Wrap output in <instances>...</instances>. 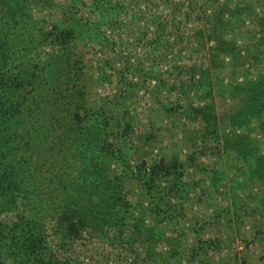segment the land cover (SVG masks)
I'll return each mask as SVG.
<instances>
[{
	"label": "trees",
	"instance_id": "trees-1",
	"mask_svg": "<svg viewBox=\"0 0 264 264\" xmlns=\"http://www.w3.org/2000/svg\"><path fill=\"white\" fill-rule=\"evenodd\" d=\"M56 4L55 0H0V264H73L79 257L75 247L95 239L123 248L136 263L192 264L184 254L189 243L185 230L190 228L185 198L194 189L185 180L187 164L179 158L133 163L138 146L131 101L135 84L127 76L122 82L128 94L93 98L96 81L88 80L86 55L79 50L85 43L109 42L104 27L123 24L120 14L128 6L118 0H92L90 12L97 18L86 20L79 16V8L64 4L59 13L65 21L49 27L34 10H54ZM242 7L228 17L215 13L220 27L207 39L208 28L192 35L208 60L204 67L191 68L205 71V79L168 87L182 92L181 100L189 88L206 91L205 105L184 108L171 102L170 108L205 124L196 130L200 135L194 137V146L217 150L219 159L230 161L228 167L224 160L217 166L215 179L225 184L224 192L231 166L240 172L229 178L232 188L242 182L264 183V150L260 137L253 135L257 132L264 138V73L250 74L261 59L243 56L236 40L226 38V28L240 21L248 8L255 9L253 4ZM253 14V23L260 27L261 42L256 45L260 47L264 15ZM50 47L55 49L48 53ZM113 65L108 61L101 66L104 80H110ZM226 66L240 77L214 82V70ZM175 67L181 76L183 65ZM130 71L126 67L120 73L125 76ZM215 85L240 97L237 111L226 117L212 111L210 94ZM110 103L113 108H108ZM49 221H54L51 233ZM194 225L190 229L199 232L197 222ZM51 240L58 241L57 249ZM194 240L196 254L217 243Z\"/></svg>",
	"mask_w": 264,
	"mask_h": 264
},
{
	"label": "rangeland",
	"instance_id": "rangeland-1",
	"mask_svg": "<svg viewBox=\"0 0 264 264\" xmlns=\"http://www.w3.org/2000/svg\"><path fill=\"white\" fill-rule=\"evenodd\" d=\"M118 1L126 4L128 8L120 14L123 24L120 23L115 27L106 24L107 27H104L109 42L103 46L85 43L79 48L80 52L86 55L88 80L96 81L91 95L101 100L115 95L120 96L123 91V94H128L127 86L123 84L128 76L129 81L135 84L131 101L135 107L133 114L136 116L134 128L137 134L134 142L138 146L132 153L133 163L179 158L187 164L188 174L185 180L194 189H191L185 198L187 199L185 220L188 221L186 226L188 223L191 228L192 223L195 226L194 223L197 222V227L201 229L197 233L190 228L185 230L189 236L188 247L184 253L188 262L192 264H264V204L260 199H264V183L242 182L239 187L235 185L232 188L229 178L240 172L235 166H231L230 173L226 174L228 180L225 179V181L228 184L227 191L224 192L225 184H220V181L215 179L217 166L224 160L223 165L228 167L230 161L226 158L219 159L217 150L206 151L204 147H201L202 145L194 146V137L200 135L196 130L202 129L205 124L201 120L190 119L179 109L173 111L170 108L171 102H176V106L184 108H188L190 104L205 105L207 103L203 96L206 91L200 87L191 91L189 88L184 100H181L182 92L168 90L172 83L197 82L204 80V75H207L201 69L193 71L191 68L204 67L208 60L205 50L203 52L200 50L198 38L192 36L199 28L209 29L205 35L207 39L213 29L220 27L214 14L218 13L219 17H228L237 6L243 5L242 8H245L253 4L255 6L253 12L264 15V0ZM55 2L57 7L54 10L45 11L40 7L34 10L35 14L47 19L49 27L65 21L63 19L66 18L60 15L61 12L59 13V7L64 4L70 5L68 9L79 8V16L86 20L97 18L90 12L92 0H55ZM253 12H250L248 8V13L242 14L240 21H234L226 28L228 31L226 38L236 40L237 45L242 49L243 56L260 57L261 60L258 61L260 64L251 68L250 74L264 73V44L260 47L256 46L261 42L259 40L261 34L258 31L260 27L253 23L255 19ZM211 15L212 20L210 18L208 20L206 17ZM235 15L238 18L236 12ZM233 19L236 18L233 17ZM158 35L162 37L159 40L156 39ZM207 45H211V42H207ZM54 49L55 47L47 48V52L50 53ZM241 54L239 57L242 56ZM230 59V56L226 57L227 61ZM108 61H113L115 68H108L112 76L106 81L99 72L101 66ZM176 65L184 67L181 76L178 73L179 70H175ZM126 67H130L131 71L124 76L120 71L125 70ZM214 71V82L225 78L224 81L227 83L233 77H240L237 72H233V69L227 66L222 69L216 68ZM211 97L213 102L210 107L220 116L226 117L239 108L240 97L229 94L223 88L219 90L217 85L214 86ZM113 107L111 103L108 106V108ZM122 111V108L117 109L116 114ZM253 135L260 137L259 145L264 150V138L257 132H253ZM211 141L213 140H209ZM116 166L117 164H113V167ZM184 194L186 197V193ZM53 226L54 221H49V233L52 232ZM198 237L204 241L209 240L208 243L210 241L217 243H210L196 254L194 250L196 247L193 245L194 239ZM51 243L53 248L57 249L58 241L51 240ZM75 248L79 256L76 262L78 264H141L140 260L136 263L133 254L113 245L112 242L87 240ZM76 263L73 262V264ZM144 264H159V261L149 260ZM168 264H170L169 261Z\"/></svg>",
	"mask_w": 264,
	"mask_h": 264
}]
</instances>
